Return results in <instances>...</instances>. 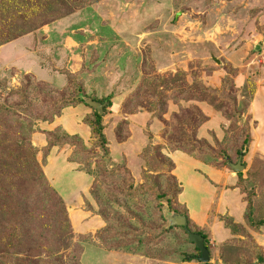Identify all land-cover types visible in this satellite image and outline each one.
Masks as SVG:
<instances>
[{
	"label": "rangeland",
	"instance_id": "rangeland-1",
	"mask_svg": "<svg viewBox=\"0 0 264 264\" xmlns=\"http://www.w3.org/2000/svg\"><path fill=\"white\" fill-rule=\"evenodd\" d=\"M8 33L0 264H264V0H0Z\"/></svg>",
	"mask_w": 264,
	"mask_h": 264
},
{
	"label": "water",
	"instance_id": "water-1",
	"mask_svg": "<svg viewBox=\"0 0 264 264\" xmlns=\"http://www.w3.org/2000/svg\"><path fill=\"white\" fill-rule=\"evenodd\" d=\"M84 102L90 107L97 110L100 114L104 113L105 104L100 103L98 101L93 100L90 97H84ZM243 157L242 153L239 157L237 163L229 162L230 167L236 172H242L245 169V165H243ZM164 217L168 221L169 227H183L189 235V240L194 243L197 249L200 251V261L203 263H209L211 261L210 251L206 246L205 238L203 235L189 231V221L185 215L180 214L177 211H172L167 208L164 211Z\"/></svg>",
	"mask_w": 264,
	"mask_h": 264
},
{
	"label": "trees",
	"instance_id": "trees-1",
	"mask_svg": "<svg viewBox=\"0 0 264 264\" xmlns=\"http://www.w3.org/2000/svg\"><path fill=\"white\" fill-rule=\"evenodd\" d=\"M36 21V19H34V20H32V22H35ZM31 22V21H30ZM29 22V23H30ZM15 35L14 34H12V33H8V35H0V40L1 41H8V40H10V38H15L14 37ZM9 38V39H8ZM0 44H1V42H0ZM99 102V101H98ZM85 103V102H84ZM101 103V102H100ZM86 104V103H85ZM104 104V103H103ZM87 105V104H86ZM89 106V105H88ZM90 107V106H89ZM105 108V107H104ZM96 119H97V125H96V129H95V131H96V133H97V135L102 139V142H103V144H104V142H105V139H104V134H103V124H102V117H101V114L96 110ZM12 163H7V161H6V164L7 165H4L5 167H7L8 168V171H6V172H10L11 171V169H10V164H15V163H17L19 166L22 164V163H20V161H11ZM239 178H243L242 177V173H240L239 174ZM187 217V216H186ZM188 221H189V219H188ZM248 222H249V224H250V226L252 227V228H254V229H261V228H264V221L263 220H259L258 222H255L253 219H252V217H251V215H250V218H249V220H248ZM189 227V226H188ZM179 228H182V229H184L183 227H179ZM185 230V229H184ZM186 231V230H185ZM189 231H191L190 230V228H189ZM186 233L188 234V232L186 231ZM195 233H198V234H201V235H203V237L205 238V243H206V236L204 235V234H202L201 232H195ZM189 236V235H188ZM196 246V245H195ZM206 246H207V244H206ZM208 248V247H207ZM201 255V254H200ZM193 258H195V257H192V256H187L186 257V261H191Z\"/></svg>",
	"mask_w": 264,
	"mask_h": 264
},
{
	"label": "crops",
	"instance_id": "crops-1",
	"mask_svg": "<svg viewBox=\"0 0 264 264\" xmlns=\"http://www.w3.org/2000/svg\"><path fill=\"white\" fill-rule=\"evenodd\" d=\"M262 103H264V99H254V104L256 105V104H258V105H260V104H262ZM263 109H264V106H263ZM230 162H232V161H230ZM228 165H229V163H228ZM230 166V165H229ZM231 168V167H230ZM232 169V168H231ZM233 170V169H232ZM234 171V170H233ZM234 172H236V171H234ZM237 174H236V176H239V174L240 173H242V172H236ZM193 175L198 179V180H200L201 181V177L200 176H198V175H196V174H194L193 173ZM181 179H182V181L184 182V184H185V186L187 185V189L188 190H190V182H189V180H188V178H187V175H186V177H181ZM240 179V178H239ZM183 197H184V199L191 205V207H192V210L194 211V206L192 205V203H191V201H190V199L187 197V195L186 194H183ZM194 202V201H193ZM181 214V213H180ZM188 218V217H187Z\"/></svg>",
	"mask_w": 264,
	"mask_h": 264
}]
</instances>
